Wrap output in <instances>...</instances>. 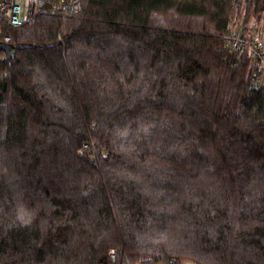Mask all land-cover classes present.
<instances>
[{"label": "trees", "instance_id": "obj_1", "mask_svg": "<svg viewBox=\"0 0 264 264\" xmlns=\"http://www.w3.org/2000/svg\"><path fill=\"white\" fill-rule=\"evenodd\" d=\"M60 1L0 52V264H264V0Z\"/></svg>", "mask_w": 264, "mask_h": 264}, {"label": "built area", "instance_id": "obj_2", "mask_svg": "<svg viewBox=\"0 0 264 264\" xmlns=\"http://www.w3.org/2000/svg\"><path fill=\"white\" fill-rule=\"evenodd\" d=\"M44 0H0V43L15 46L11 30L22 27L26 22L38 16ZM80 8V0H61L58 9L65 15L73 14ZM253 29L242 30L234 26L224 35V45L233 50L249 53L254 62L263 69L264 74V39ZM112 255L115 250H111Z\"/></svg>", "mask_w": 264, "mask_h": 264}, {"label": "water", "instance_id": "obj_3", "mask_svg": "<svg viewBox=\"0 0 264 264\" xmlns=\"http://www.w3.org/2000/svg\"><path fill=\"white\" fill-rule=\"evenodd\" d=\"M27 48H31L30 45H26V44H22L20 46L17 47V49H27ZM15 49L14 46L12 45H8V44H4V43H0V52L5 54L6 57H10L11 52Z\"/></svg>", "mask_w": 264, "mask_h": 264}, {"label": "rangeland", "instance_id": "obj_4", "mask_svg": "<svg viewBox=\"0 0 264 264\" xmlns=\"http://www.w3.org/2000/svg\"><path fill=\"white\" fill-rule=\"evenodd\" d=\"M235 22H239V23H241V21L240 20H236ZM234 23V22H233ZM242 24V23H241ZM237 28H239L238 26H236ZM239 29H241V28H239ZM249 29H253V28H249ZM253 30H255V29H253ZM255 33H257L258 34V36L260 37V38H262V39H264V34H263V32H260V31H258V30H255L254 31ZM252 58V57H251ZM253 60V59H252ZM254 61V60H253ZM89 156L91 157V158H93L94 157V154H89Z\"/></svg>", "mask_w": 264, "mask_h": 264}, {"label": "crops", "instance_id": "obj_5", "mask_svg": "<svg viewBox=\"0 0 264 264\" xmlns=\"http://www.w3.org/2000/svg\"><path fill=\"white\" fill-rule=\"evenodd\" d=\"M259 31L260 32H263V34H264V21L262 23H260V25H259Z\"/></svg>", "mask_w": 264, "mask_h": 264}]
</instances>
